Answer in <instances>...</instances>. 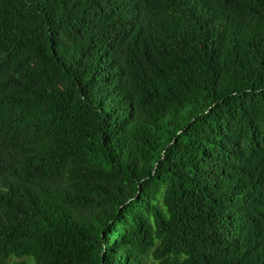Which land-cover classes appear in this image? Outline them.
Segmentation results:
<instances>
[{
	"label": "trees",
	"instance_id": "1",
	"mask_svg": "<svg viewBox=\"0 0 264 264\" xmlns=\"http://www.w3.org/2000/svg\"><path fill=\"white\" fill-rule=\"evenodd\" d=\"M0 264H264V0H0Z\"/></svg>",
	"mask_w": 264,
	"mask_h": 264
}]
</instances>
